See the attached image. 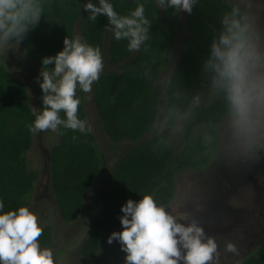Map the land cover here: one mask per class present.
I'll return each mask as SVG.
<instances>
[{"label": "trees", "instance_id": "obj_1", "mask_svg": "<svg viewBox=\"0 0 264 264\" xmlns=\"http://www.w3.org/2000/svg\"><path fill=\"white\" fill-rule=\"evenodd\" d=\"M83 2L40 0L41 17L19 42L32 63L40 67L42 57L54 55L62 48L63 38L71 39L75 33L84 42L98 46L102 53L104 35L109 31L105 27L106 17L98 14L95 20L89 19L82 8ZM142 2L150 20L148 38L138 50L129 51L126 40H115L110 32L107 61L118 70L101 74L91 87L97 115L111 142L139 143L118 159L99 190L101 207L80 249L85 259L95 257L100 247L107 244L106 237L120 230L119 208L127 199L135 201L151 194L165 207L171 203L175 196V178L186 171L203 169L215 155V135L211 132L205 138L197 133L198 128H214L226 114L225 103L219 95L208 104L195 103L198 94L209 85L202 61L207 55L210 36L219 26L218 17L227 7L225 0H198L191 15L185 14L188 43L169 73L163 95L155 83L174 47L179 13H173L171 8L161 10L153 0ZM112 3L118 14L126 15L135 7L136 0H112ZM76 96L80 98L77 116L84 120L82 91L78 90ZM40 97L38 88L35 99L39 108ZM160 102L167 128L185 120L181 144L175 151L166 136L151 135ZM60 116L63 118L62 111ZM33 118L25 84L8 71L0 56V202L5 206L4 211L20 205L28 207L38 178L37 171L30 170L26 160L33 136L27 125ZM56 133L58 142L49 151V183L60 217L65 223H71L80 216L91 185L104 172L105 162L89 128L80 133L58 126ZM147 134L150 136L142 139ZM41 228L37 239L40 246H46L51 240V230ZM111 244L124 254L118 242L113 240ZM238 264H264V242Z\"/></svg>", "mask_w": 264, "mask_h": 264}, {"label": "clouds", "instance_id": "obj_2", "mask_svg": "<svg viewBox=\"0 0 264 264\" xmlns=\"http://www.w3.org/2000/svg\"><path fill=\"white\" fill-rule=\"evenodd\" d=\"M197 2L153 0L161 10L171 8L173 13L188 15ZM225 3L219 26L210 36L202 70L210 90L225 103L227 127L239 136L264 123V20L253 11V0ZM82 8L91 20L103 14L113 39L126 40L129 51L138 50L148 38L150 20L142 0H136L126 15L117 13L112 0H84ZM41 14L40 0H0V53L16 49ZM62 45L54 55L40 60L34 80L41 92V107L32 108L34 118L27 125L31 132L56 131L58 126L80 133L88 131L86 121L77 116L80 98L75 93L77 88L89 92L97 80L103 69L101 51L79 35L71 39L65 36ZM49 64L51 68L46 67ZM4 207L0 202V264H59L51 249L40 246L37 238L42 228L35 213L24 205L7 211ZM119 212L120 230L112 231L106 243L118 242L124 264H214L215 238L206 236L195 220L174 214L175 209L166 210L151 194L135 201L127 199ZM225 249L236 251L231 241L225 242Z\"/></svg>", "mask_w": 264, "mask_h": 264}, {"label": "rangeland", "instance_id": "obj_3", "mask_svg": "<svg viewBox=\"0 0 264 264\" xmlns=\"http://www.w3.org/2000/svg\"><path fill=\"white\" fill-rule=\"evenodd\" d=\"M253 4V11L264 20V0H253ZM184 18L185 13L179 12L174 47L155 83L160 95H163L169 73L188 43ZM109 36L110 31H106L101 53L103 69L99 76L110 69H116L107 61L106 45ZM0 56L8 71L25 84L31 110L39 109L35 99V92L39 87L34 77H37L40 67L28 59L25 48L20 44L16 49H6ZM78 90L80 89L77 88L76 92ZM82 93L86 112L84 120L103 154L104 172L91 185L79 218L66 224L57 211L49 183V151L58 142L57 133L47 129L33 132L26 160L28 168L37 171L38 178L28 207L35 213L40 227L50 228L51 240L45 247L52 250L54 259L58 258L59 264H124V254H120L113 244L102 245L92 259H85L80 249L92 220L100 210L98 193L105 179L118 159L139 142H111L97 115L91 89ZM215 95L217 94L208 85L198 94L195 103L203 101L208 104ZM161 106L160 102L157 122L151 135L166 136L175 151L181 144V129L185 120H180L173 128H167ZM211 132L216 140V152L212 161L197 172L187 171L177 176L174 199L165 208L169 211L175 209L174 214L186 215L187 220H195L206 236L215 238L217 252L214 264H238L245 255L264 242V123L237 136L227 127L225 114L216 127L201 126L197 130L205 138ZM147 136L150 135H144L142 139ZM227 241L235 245L234 253L226 251Z\"/></svg>", "mask_w": 264, "mask_h": 264}, {"label": "flooded vegetation", "instance_id": "obj_4", "mask_svg": "<svg viewBox=\"0 0 264 264\" xmlns=\"http://www.w3.org/2000/svg\"><path fill=\"white\" fill-rule=\"evenodd\" d=\"M211 161H212V160H211ZM211 161H210V162H211ZM210 162H209V163H210ZM209 163H208V164H209ZM208 164H207V165H208ZM207 165H206V166H207ZM206 166H205V167H206ZM205 167H204V168H205ZM186 172H187V171H186ZM188 172H193V171H188ZM196 172H197V171H196ZM173 199H174V198H173ZM171 202H172V201H171ZM81 213H82V212H81ZM80 215H81V214H80ZM78 218H79V217H78ZM78 218H77V219H78ZM77 219H76V220H77ZM76 220H74V221H76ZM74 221H73V222H74ZM71 223H72V222H71ZM66 224H69V223H66ZM89 227H90V226H89ZM83 240H84V239H83ZM82 242H83V241H82ZM46 246H47V245H46ZM81 246H82V244H81ZM41 247H45V246H41ZM248 254H249V253H248ZM81 255H82V254H81ZM82 256H83V255H82ZM245 256H246V255H245Z\"/></svg>", "mask_w": 264, "mask_h": 264}]
</instances>
